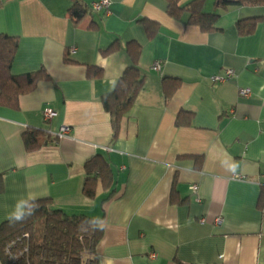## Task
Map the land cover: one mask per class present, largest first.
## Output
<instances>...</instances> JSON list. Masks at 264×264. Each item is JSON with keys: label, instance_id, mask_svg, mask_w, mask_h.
Segmentation results:
<instances>
[{"label": "crops", "instance_id": "0c3cea01", "mask_svg": "<svg viewBox=\"0 0 264 264\" xmlns=\"http://www.w3.org/2000/svg\"><path fill=\"white\" fill-rule=\"evenodd\" d=\"M77 1L79 21L72 0H0L9 73L38 76L0 106V225L17 199H49L99 219L98 264H264V6L204 0L219 16L206 32L186 10L195 0L171 14L168 0ZM129 68L142 85L114 132L103 100ZM29 132L40 141L26 151ZM94 159L107 179L86 173Z\"/></svg>", "mask_w": 264, "mask_h": 264}, {"label": "trees", "instance_id": "16d2710c", "mask_svg": "<svg viewBox=\"0 0 264 264\" xmlns=\"http://www.w3.org/2000/svg\"><path fill=\"white\" fill-rule=\"evenodd\" d=\"M169 1V12L174 13L176 0ZM204 0H195L188 7L191 19L203 30L209 32L218 14L203 12ZM215 8L226 12L230 7L264 6V0H215ZM88 13V7L72 0L69 15L79 21ZM257 19L244 20L237 23L240 34H250L256 26ZM16 49V41L6 36H0V106L15 108L21 95L28 94L38 77L36 74L12 76L9 66ZM109 52L113 49H109ZM142 80L137 70L127 69L119 78L116 90L103 100L106 112L109 114L112 129L115 132L124 115L130 110L135 97L140 90ZM23 141L26 151L39 146L38 134L29 132L24 134ZM107 179L110 170L99 159L87 163L86 173L89 177L96 174ZM89 195L90 189H85ZM37 205L34 213L27 219L10 223L6 221L0 225V262L10 264L4 254V248L12 239L29 235V253L26 260L20 264H98L96 246L102 237V228L99 219L86 217H68L62 211L52 209L50 200L34 201Z\"/></svg>", "mask_w": 264, "mask_h": 264}, {"label": "built area", "instance_id": "2783aa9c", "mask_svg": "<svg viewBox=\"0 0 264 264\" xmlns=\"http://www.w3.org/2000/svg\"><path fill=\"white\" fill-rule=\"evenodd\" d=\"M108 5V0H101V2L94 4V9L99 10L103 7H106ZM160 63L156 62L153 66V70H159ZM228 78H230L233 75V72L231 70L226 71ZM217 81H222L221 78H216ZM242 95H247L248 92L245 90L241 91ZM55 116V112L51 109L46 108L43 111V120L45 122H49L53 119ZM68 129L66 127H62L60 129L59 134L57 135V138L63 137L65 134H67ZM192 190H196V187H192ZM29 235L24 234L22 236L16 237L12 239L9 243L6 244L4 248V254L7 258V260L10 262V264H20L22 261L26 260L28 253H29Z\"/></svg>", "mask_w": 264, "mask_h": 264}, {"label": "clouds", "instance_id": "9594fccd", "mask_svg": "<svg viewBox=\"0 0 264 264\" xmlns=\"http://www.w3.org/2000/svg\"><path fill=\"white\" fill-rule=\"evenodd\" d=\"M261 91H264V86L261 87ZM37 205L34 202V198H20L17 199L13 210L8 214V219L10 223L21 222L27 217L31 216L36 210Z\"/></svg>", "mask_w": 264, "mask_h": 264}]
</instances>
